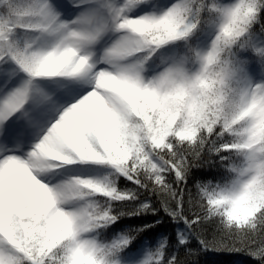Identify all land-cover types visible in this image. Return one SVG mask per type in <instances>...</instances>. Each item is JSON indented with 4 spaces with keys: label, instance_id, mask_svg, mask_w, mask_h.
I'll return each mask as SVG.
<instances>
[{
    "label": "snow or ice",
    "instance_id": "snow-or-ice-1",
    "mask_svg": "<svg viewBox=\"0 0 264 264\" xmlns=\"http://www.w3.org/2000/svg\"><path fill=\"white\" fill-rule=\"evenodd\" d=\"M210 252L264 264V0H0V264Z\"/></svg>",
    "mask_w": 264,
    "mask_h": 264
},
{
    "label": "trees",
    "instance_id": "trees-1",
    "mask_svg": "<svg viewBox=\"0 0 264 264\" xmlns=\"http://www.w3.org/2000/svg\"><path fill=\"white\" fill-rule=\"evenodd\" d=\"M183 259V255H181ZM194 259L199 261V264H254L249 257L243 254H228V253H201Z\"/></svg>",
    "mask_w": 264,
    "mask_h": 264
}]
</instances>
